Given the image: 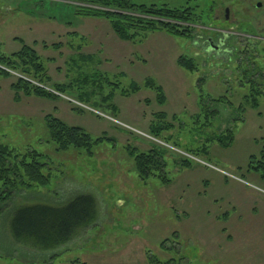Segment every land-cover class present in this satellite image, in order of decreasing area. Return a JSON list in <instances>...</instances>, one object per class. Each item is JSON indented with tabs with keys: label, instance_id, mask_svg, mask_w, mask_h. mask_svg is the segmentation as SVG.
Returning a JSON list of instances; mask_svg holds the SVG:
<instances>
[{
	"label": "rangeland",
	"instance_id": "obj_1",
	"mask_svg": "<svg viewBox=\"0 0 264 264\" xmlns=\"http://www.w3.org/2000/svg\"><path fill=\"white\" fill-rule=\"evenodd\" d=\"M23 1L0 0V54L20 50L15 40L19 37L36 47L55 81L66 80L67 74L92 79L103 73L110 82L120 84V88L106 85L107 93L115 90L113 102L118 111L116 120L112 112L110 118L88 109L78 113L65 98L22 95L17 101L11 88L16 78L0 75V144L22 154L28 149L41 152L48 164L44 172L51 173L50 185L16 189L3 206L0 264H71L75 260L149 264L150 254L164 262L173 259L174 264H264V203L257 200L264 199V194L253 187L264 189V178L248 172L252 156L261 159L264 151V97L259 98V109L246 106L243 114L228 104H214L220 112L216 118L202 115L199 103L202 89L214 97L226 96L235 107L245 103L250 83L243 77L244 69L264 73V42L232 36L226 39L227 52H206L209 44L200 37L213 33L198 27L193 40L156 31L135 44L120 39L107 20L75 15L78 0ZM211 1L217 12L225 2ZM68 42L81 52L71 50ZM52 44H61L60 50ZM182 55L195 57L198 71L180 67ZM147 79L163 87L166 104H159L156 92L142 86ZM132 82L139 83L140 90L122 94ZM261 86L264 90V81ZM90 104L97 107L93 101ZM54 105L59 109L54 111ZM158 112H165L171 124L165 131L172 137L168 145L178 143L182 150H197L215 133L232 126L234 143L228 148L211 144V158L201 157L243 181L197 161L181 167L180 152L149 143L147 135ZM48 113L68 125L83 127L93 137L104 134L113 140L94 147L92 154L74 147L60 151L50 140ZM128 146L164 150L170 184H163L159 176L142 179ZM82 192L97 197L98 219L71 240L41 249L15 239L11 219L17 208L37 203L63 205ZM227 211L231 214L224 221Z\"/></svg>",
	"mask_w": 264,
	"mask_h": 264
},
{
	"label": "trees",
	"instance_id": "obj_2",
	"mask_svg": "<svg viewBox=\"0 0 264 264\" xmlns=\"http://www.w3.org/2000/svg\"><path fill=\"white\" fill-rule=\"evenodd\" d=\"M78 1L79 5H74L75 15L107 20L120 39L135 44L142 43L149 34L156 31L192 40L199 26H208L213 21L211 15L214 10L213 7H215L211 0H208L207 4L202 0H179L172 3L140 0ZM23 2L25 3L26 0ZM15 40L20 43L21 48L9 55L0 54V75L5 78H16L12 82L11 88L15 92L14 98L17 101L21 99L22 95L50 100H57L60 97L27 79L14 75L11 71L24 75L31 80H36L107 115L112 112L111 116L117 119L114 113L117 114L118 109L113 102L115 90L107 93L106 85L107 83L114 84L120 88L119 83L110 82V79L103 73H98L99 76L95 75L92 79L90 77L76 79L67 74L66 80L55 81L36 47L27 44L19 37ZM68 45L72 48L71 50L81 52V49L74 48L72 42H68ZM51 47L60 50L61 44H52ZM70 57L71 54L68 58ZM178 64L191 73L200 68L196 58L187 55H182L178 59ZM255 65L257 66V64ZM244 72L246 74L244 73L243 77L250 83V92L244 96L245 103L235 107L226 96L214 97L204 93L202 89L199 95L202 115L205 114L206 117L211 118L219 117V110L212 105L220 103L228 104L241 114L245 112L246 106L256 110L260 108L259 98L264 97V90L261 86L264 81V73L262 74V71H257V69L252 73L249 68L244 69ZM257 77H260L261 82L258 81ZM144 85L156 92L159 104L167 103V97L161 85L152 79H147L142 86ZM140 88L139 83L132 82L129 88H125L121 93L130 95L138 92ZM92 101L97 104V107L90 104ZM73 110L84 113L86 109L75 106ZM259 114L261 115V113ZM155 118V122H152L150 126L151 134L147 135L150 138L149 143L150 141L157 142L162 146L178 151V153L180 152L181 157L178 163L181 167H190L194 161H197L191 156L199 159L204 156V158L210 159L211 144L217 143L222 148H228L236 138L234 128L229 125L215 133L197 150H182L178 143L174 146L168 145V140L172 138L165 134V131L171 128V124L166 121L168 115L165 112H158ZM238 119L243 121L242 117H238ZM45 121L50 132V140L56 144L60 151L74 147L85 149L92 154L94 147L106 140H113L104 134L93 137L83 127L68 125L52 113L45 116ZM162 134L164 139H160ZM126 150L130 158L133 159L135 169L142 179L147 180L153 176H159L163 184H170L171 180L167 176V161L164 150L160 151L154 146L150 150L143 151L128 146ZM44 159L45 155L37 150L28 149L26 153L22 154L8 145L0 144V182L3 183V186H0V214L3 206L15 195L16 189L50 185L51 173L44 172L48 166ZM201 160L212 165L206 159L202 158ZM248 172L260 174L264 178V151L261 154V159L252 156L248 165ZM98 212L97 197L91 193L82 192L71 197L63 205L37 203L17 208L11 219V230L19 242L29 243L41 249H52L68 242L82 229L94 223L98 219ZM230 214L227 211L223 215L224 221H228ZM223 231L225 232L226 229ZM148 260L149 264H174L173 259L164 262L152 254L148 256ZM71 264L87 263L75 260Z\"/></svg>",
	"mask_w": 264,
	"mask_h": 264
},
{
	"label": "flooded vegetation",
	"instance_id": "obj_3",
	"mask_svg": "<svg viewBox=\"0 0 264 264\" xmlns=\"http://www.w3.org/2000/svg\"><path fill=\"white\" fill-rule=\"evenodd\" d=\"M219 11H213V21L208 26H199L210 30L205 38L209 44L206 52H227V37L238 36L248 40L264 42V0H224ZM204 33V32H203ZM194 39V38H193ZM192 39V40H193ZM195 45L199 42L194 40Z\"/></svg>",
	"mask_w": 264,
	"mask_h": 264
},
{
	"label": "built area",
	"instance_id": "obj_4",
	"mask_svg": "<svg viewBox=\"0 0 264 264\" xmlns=\"http://www.w3.org/2000/svg\"><path fill=\"white\" fill-rule=\"evenodd\" d=\"M11 72H12L14 75L18 76V77H21V78L27 79V80H29V81L35 83L36 85H38V86H40V87H42V88H44V89H46V90H48V91H50V92H53V93H55L56 95H58V96H60V97H62V98H65V99H67V100H69V101L75 103V104L78 105V106H81V107H83V108L90 109V110L95 111L96 113H98V114H100V115H103V116H106V117L110 118L109 116L105 115L104 113H102V112H100V111H97V110H94V109L90 108L89 106H87V105H85V104H83V103H81V102H79V101H77V100H75V99H73V98H71V97H69V96L63 94V93H60V92H58V91L52 89V88L49 87V86H46V85H44V84H42V83H40V82H38V81H36V80H31V79H29L28 77H26V76H24V75H21V74H19V73H17V72H14V71H11ZM111 119H112V118H111ZM113 120H114V119H113ZM187 155H189V154H187ZM189 156H191V155H189ZM191 157L194 158L195 160L201 162L202 164H205V165L211 166V167H213V168H215V169H218L219 171H222V172L226 173L227 175H229V176H231V177H233V178H236V176H234V175H232V174H230V173H228V172H226V171L220 170L219 168H217V167H215V166H212V165L208 164L207 162H204L203 160H201V159H199V158H196V157H194V156H191ZM262 191L264 192V190H262Z\"/></svg>",
	"mask_w": 264,
	"mask_h": 264
},
{
	"label": "crops",
	"instance_id": "obj_5",
	"mask_svg": "<svg viewBox=\"0 0 264 264\" xmlns=\"http://www.w3.org/2000/svg\"><path fill=\"white\" fill-rule=\"evenodd\" d=\"M67 104H68V102H66ZM64 103H61V104H59V106L60 105H63ZM69 106H70V104H68ZM59 106H55L54 105V111L55 110H58L59 109ZM70 107H72V105L70 106ZM71 109H73V107L71 108ZM258 200V202L260 203V204H263L264 203V199H257ZM233 210H237V208H235V207H233ZM229 220V219H228Z\"/></svg>",
	"mask_w": 264,
	"mask_h": 264
}]
</instances>
